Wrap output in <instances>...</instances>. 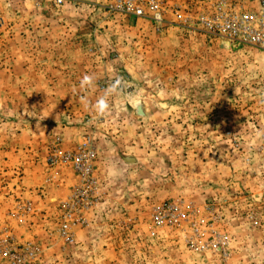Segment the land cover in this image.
I'll list each match as a JSON object with an SVG mask.
<instances>
[{"label": "rangeland", "instance_id": "obj_1", "mask_svg": "<svg viewBox=\"0 0 264 264\" xmlns=\"http://www.w3.org/2000/svg\"><path fill=\"white\" fill-rule=\"evenodd\" d=\"M69 1L0 0V264H264V51L200 21L258 0H166L161 23ZM62 6L80 33L49 36L42 15ZM86 138L93 185L75 203L61 156ZM44 146L77 181L38 209L18 190Z\"/></svg>", "mask_w": 264, "mask_h": 264}, {"label": "built area", "instance_id": "obj_2", "mask_svg": "<svg viewBox=\"0 0 264 264\" xmlns=\"http://www.w3.org/2000/svg\"><path fill=\"white\" fill-rule=\"evenodd\" d=\"M57 1L60 3L62 0ZM258 2L260 6L258 14L243 11L234 6L227 7L224 3L216 8L212 16L200 15V21L210 33L218 35L222 41L227 42L230 46L248 44L264 51V0H258ZM165 4L166 0H113L109 8L134 16H143L148 10L152 15V19L161 23L165 12ZM174 15L176 17L182 16L177 9L174 10ZM95 157V148L89 138H86L75 152H64L61 156L62 161L72 164L81 178V184L71 196L75 203L80 201L78 198L83 196L87 198L88 193L92 190L93 180H91L90 174ZM56 161L57 159L51 158V162ZM177 209L176 204H165L156 208L155 214L160 215L161 212L165 211L173 213ZM5 252L3 254L6 255ZM32 254V252L29 253V255ZM20 263V257H13L12 264Z\"/></svg>", "mask_w": 264, "mask_h": 264}, {"label": "crops", "instance_id": "obj_3", "mask_svg": "<svg viewBox=\"0 0 264 264\" xmlns=\"http://www.w3.org/2000/svg\"><path fill=\"white\" fill-rule=\"evenodd\" d=\"M51 0H45V2H49ZM74 2V4L86 3L90 0H70L69 2ZM79 6V5H78ZM80 10L76 8L68 9L66 6L57 7L55 10L50 9L47 11V16L42 15V18L46 20L45 26L46 30H48L49 36H51V31L61 32L62 34L67 31V27H69V31L76 30V32L80 33L77 29H81V25L83 23L82 15L79 12ZM70 20L72 22H70ZM76 26H75V25ZM74 25V26H73ZM75 27V28H74ZM63 38V36H62ZM143 110L145 111L144 105H142ZM80 136V135H78ZM77 138V135L74 137ZM77 141V140H75ZM64 147H68L64 142L62 143ZM47 146L42 147L41 152L38 156L44 157L41 161L29 163H25L23 167V177L22 183L23 188L22 191L18 190L22 194L23 201H29V203L38 209L46 208L48 205H51L53 208L58 204V202L66 197L68 194L70 185L77 181V177L72 173L70 168H60L59 173L55 168H50L47 166L45 162V155H47ZM30 155V154H29ZM31 156V155H30ZM26 158V156H25ZM40 160V158L38 159ZM60 176V178H58ZM43 187V191L36 190L37 188ZM40 193V194H39ZM39 196V197H38ZM40 196H43L40 199ZM37 199V200H36ZM39 199V206L36 205V202ZM12 202V201H11ZM9 205V204H8ZM5 205L0 203V229H2V220L6 217V220H10V215H6L3 213L5 211ZM9 214V213H7Z\"/></svg>", "mask_w": 264, "mask_h": 264}, {"label": "clouds", "instance_id": "obj_4", "mask_svg": "<svg viewBox=\"0 0 264 264\" xmlns=\"http://www.w3.org/2000/svg\"><path fill=\"white\" fill-rule=\"evenodd\" d=\"M91 77L90 76H88V75H85L84 77H83V79L81 80V86L83 87V86H85V85H88V84H90L91 83ZM101 112H100V114L102 115L103 114V109L104 108H106L107 107V105L103 102V101H101Z\"/></svg>", "mask_w": 264, "mask_h": 264}, {"label": "water", "instance_id": "obj_5", "mask_svg": "<svg viewBox=\"0 0 264 264\" xmlns=\"http://www.w3.org/2000/svg\"><path fill=\"white\" fill-rule=\"evenodd\" d=\"M221 45L223 47H228V43L227 42H222ZM136 105H137L136 106V112H137V114H139L140 116H144L145 113L142 110L141 104L139 103V105L138 104H136Z\"/></svg>", "mask_w": 264, "mask_h": 264}]
</instances>
